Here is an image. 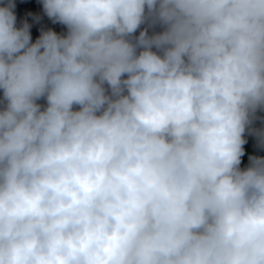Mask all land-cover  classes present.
<instances>
[{"label": "clouds", "instance_id": "9594fccd", "mask_svg": "<svg viewBox=\"0 0 264 264\" xmlns=\"http://www.w3.org/2000/svg\"><path fill=\"white\" fill-rule=\"evenodd\" d=\"M42 2L66 35L0 6V264H264V0Z\"/></svg>", "mask_w": 264, "mask_h": 264}, {"label": "water", "instance_id": "95a60500", "mask_svg": "<svg viewBox=\"0 0 264 264\" xmlns=\"http://www.w3.org/2000/svg\"><path fill=\"white\" fill-rule=\"evenodd\" d=\"M15 4L13 9L16 15V27H22L25 22L30 25L29 31L32 42L39 38L43 31L49 29L55 31L57 34L66 35L67 27L59 22L54 23L43 9L42 0H12ZM8 3V0H0V6ZM144 28H148L149 35L153 32H159L163 29L157 25L154 28L148 27L147 24L141 25L137 29L135 36H139V32ZM3 90L0 89V107H3ZM42 106H46V100L41 98L39 101ZM78 107V106H77ZM256 130H264V109L257 110L252 124L246 129L244 138L246 143L243 145L244 155L241 157V169H246L249 164L250 156L264 157V143L261 142L260 137L256 134Z\"/></svg>", "mask_w": 264, "mask_h": 264}]
</instances>
